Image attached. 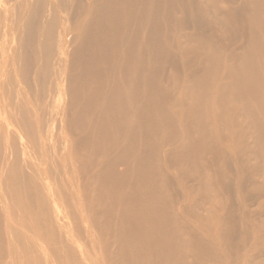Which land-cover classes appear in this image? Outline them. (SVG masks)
<instances>
[{"label": "bare ground", "instance_id": "6f19581e", "mask_svg": "<svg viewBox=\"0 0 264 264\" xmlns=\"http://www.w3.org/2000/svg\"><path fill=\"white\" fill-rule=\"evenodd\" d=\"M0 264H264V0H0Z\"/></svg>", "mask_w": 264, "mask_h": 264}, {"label": "rangeland", "instance_id": "374dc122", "mask_svg": "<svg viewBox=\"0 0 264 264\" xmlns=\"http://www.w3.org/2000/svg\"><path fill=\"white\" fill-rule=\"evenodd\" d=\"M54 99H55V97H54ZM64 102H62V104H66V101L65 100H63ZM60 103V102H59ZM53 106V105H52ZM56 108H57V115L55 116V111H56ZM55 109H54V107H53V116L50 118V116L47 114V117H46V123H47V129H46V133H47V141H46V143H47V149H48V152H49V150L51 151V150H60V151H62L63 150V141H64V139L62 138V133L63 132H61V130L59 131V129L61 128V126H60V124H59V122H60V116H61V114H60V108L58 109V107H56ZM54 118V119H53ZM52 119H53V122H52ZM55 120V121H54ZM55 124V125H54ZM57 126V127H56ZM60 126V127H59ZM58 129V130H57ZM58 131V132H57ZM52 133H53V135H52ZM53 138H54V141L52 142V140H53ZM54 142H55V145H54ZM52 144V145H51ZM55 147H54V146ZM59 151V152H60ZM52 155H53V153H52ZM59 159V160H58ZM53 160L54 161H51V159H48V166H52L53 168H56V167H60L61 166V164H64V165H66L67 164V161H63V160H61L60 158H59V156L57 157V158H53ZM61 160V161H60ZM63 161V162H62ZM61 162V163H60Z\"/></svg>", "mask_w": 264, "mask_h": 264}]
</instances>
